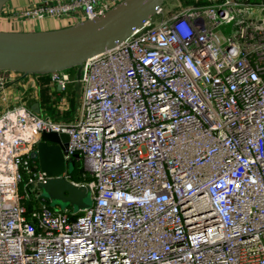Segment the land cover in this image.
Masks as SVG:
<instances>
[{
	"label": "built area",
	"instance_id": "2783aa9c",
	"mask_svg": "<svg viewBox=\"0 0 264 264\" xmlns=\"http://www.w3.org/2000/svg\"><path fill=\"white\" fill-rule=\"evenodd\" d=\"M119 1L19 13L73 23ZM162 11L83 60L79 78L48 73L59 98L79 85L70 116L0 111V264H264V0ZM42 130L68 134L82 178L64 175L90 186V206L41 193Z\"/></svg>",
	"mask_w": 264,
	"mask_h": 264
},
{
	"label": "water",
	"instance_id": "95a60500",
	"mask_svg": "<svg viewBox=\"0 0 264 264\" xmlns=\"http://www.w3.org/2000/svg\"><path fill=\"white\" fill-rule=\"evenodd\" d=\"M5 0H0V9ZM165 0H120L103 13L64 26L36 30L0 29V69L45 74L75 67L128 36L156 12ZM37 104H34V106ZM68 134L42 130L36 144L39 166L47 178L38 183L51 204L82 209L91 205L88 184H76L64 171L73 168V156L65 158Z\"/></svg>",
	"mask_w": 264,
	"mask_h": 264
},
{
	"label": "crops",
	"instance_id": "0c3cea01",
	"mask_svg": "<svg viewBox=\"0 0 264 264\" xmlns=\"http://www.w3.org/2000/svg\"><path fill=\"white\" fill-rule=\"evenodd\" d=\"M43 1L45 0H5L0 9V29L36 30L72 23L66 18L53 16L24 20L19 11L30 3L40 4ZM70 72L75 76V70H70ZM67 92V98H59L57 86L50 80L48 73L23 75L13 71L0 72V111L6 107L23 103L43 114L68 117L78 106L80 87L71 82L67 87ZM34 104L37 105L34 106Z\"/></svg>",
	"mask_w": 264,
	"mask_h": 264
},
{
	"label": "rangeland",
	"instance_id": "374dc122",
	"mask_svg": "<svg viewBox=\"0 0 264 264\" xmlns=\"http://www.w3.org/2000/svg\"><path fill=\"white\" fill-rule=\"evenodd\" d=\"M208 1L209 0H165L164 3L162 4L163 11L159 14H156L154 16V18L155 19H162V18L168 17L172 13L180 11L186 7L193 6V5H199L202 3H206ZM73 69L75 70V67H73ZM9 71H10L9 69H7V70L5 69L4 71L0 70V72H7V73ZM81 163H82L81 160H77L76 164L74 165V168H70L69 166H67V171L71 172L72 174L77 173L79 171V166L81 165ZM87 199L89 201L92 200L91 196L87 197ZM48 201H49V204L53 207H65L66 206L63 204L53 205V204H51V201L49 198H48ZM67 206H69L71 209H74L70 205H67Z\"/></svg>",
	"mask_w": 264,
	"mask_h": 264
},
{
	"label": "trees",
	"instance_id": "16d2710c",
	"mask_svg": "<svg viewBox=\"0 0 264 264\" xmlns=\"http://www.w3.org/2000/svg\"><path fill=\"white\" fill-rule=\"evenodd\" d=\"M71 71H74V69H73V67H71V68H69ZM76 164V161L74 162V165ZM73 168H74V166H73ZM80 170H81V165L79 166V171L77 172V173H75V174H72L71 172H69V174H70V177L72 178V179H80V178H82V176H81V174H80Z\"/></svg>",
	"mask_w": 264,
	"mask_h": 264
}]
</instances>
